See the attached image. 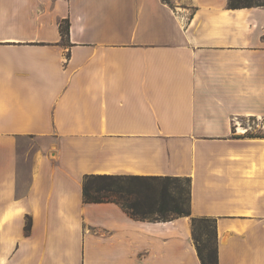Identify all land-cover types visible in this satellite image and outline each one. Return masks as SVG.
<instances>
[{
  "label": "crops",
  "instance_id": "obj_1",
  "mask_svg": "<svg viewBox=\"0 0 264 264\" xmlns=\"http://www.w3.org/2000/svg\"><path fill=\"white\" fill-rule=\"evenodd\" d=\"M247 117H264V6L0 0V264H201L192 216L215 219L218 264H264ZM88 174L189 177L190 215L84 202Z\"/></svg>",
  "mask_w": 264,
  "mask_h": 264
},
{
  "label": "trees",
  "instance_id": "obj_2",
  "mask_svg": "<svg viewBox=\"0 0 264 264\" xmlns=\"http://www.w3.org/2000/svg\"><path fill=\"white\" fill-rule=\"evenodd\" d=\"M256 6H264V0H227L228 8ZM59 29L67 39L68 21H61ZM82 196L87 203H115L137 220L168 221L190 215L189 177L88 174L83 178ZM191 225L201 264H218L215 219L192 216ZM29 227L28 221L26 230Z\"/></svg>",
  "mask_w": 264,
  "mask_h": 264
},
{
  "label": "built area",
  "instance_id": "obj_3",
  "mask_svg": "<svg viewBox=\"0 0 264 264\" xmlns=\"http://www.w3.org/2000/svg\"><path fill=\"white\" fill-rule=\"evenodd\" d=\"M233 133L242 135L264 134V117H247L233 120Z\"/></svg>",
  "mask_w": 264,
  "mask_h": 264
},
{
  "label": "rangeland",
  "instance_id": "obj_4",
  "mask_svg": "<svg viewBox=\"0 0 264 264\" xmlns=\"http://www.w3.org/2000/svg\"><path fill=\"white\" fill-rule=\"evenodd\" d=\"M165 2H167L170 5H173L174 0H165ZM242 120H244V119H242Z\"/></svg>",
  "mask_w": 264,
  "mask_h": 264
}]
</instances>
